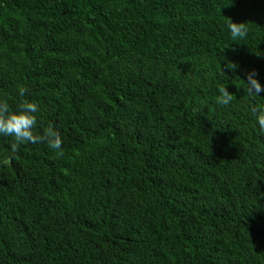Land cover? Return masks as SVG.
I'll list each match as a JSON object with an SVG mask.
<instances>
[{
	"label": "trees",
	"instance_id": "trees-1",
	"mask_svg": "<svg viewBox=\"0 0 264 264\" xmlns=\"http://www.w3.org/2000/svg\"><path fill=\"white\" fill-rule=\"evenodd\" d=\"M253 71L264 0H0V101L63 152L0 134V264H264Z\"/></svg>",
	"mask_w": 264,
	"mask_h": 264
},
{
	"label": "clouds",
	"instance_id": "clouds-1",
	"mask_svg": "<svg viewBox=\"0 0 264 264\" xmlns=\"http://www.w3.org/2000/svg\"><path fill=\"white\" fill-rule=\"evenodd\" d=\"M231 38L235 41L246 37L248 28L246 23H235L231 19L227 24ZM264 90V85L255 77V71L248 74L244 91L250 99H255ZM26 89L20 88L19 95L23 97ZM219 95L216 98L217 104L228 106L233 95L227 90L226 86H221L218 89ZM38 111V105L35 102L22 100L15 112H9L7 102L0 101V134L14 137L15 143L11 145V151L17 152L19 145L23 143H43L46 142L48 147L57 150L58 155H63L60 151L62 147V139L60 133L52 126L45 129L42 135L34 134V127L37 123L34 113ZM250 111L258 121L259 127L264 130V105L251 104ZM4 166L10 163V158L5 157L0 160Z\"/></svg>",
	"mask_w": 264,
	"mask_h": 264
}]
</instances>
